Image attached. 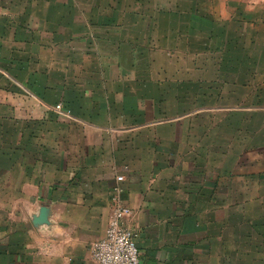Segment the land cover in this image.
Returning <instances> with one entry per match:
<instances>
[{
	"label": "crops",
	"instance_id": "0c3cea01",
	"mask_svg": "<svg viewBox=\"0 0 264 264\" xmlns=\"http://www.w3.org/2000/svg\"><path fill=\"white\" fill-rule=\"evenodd\" d=\"M188 4L0 0V264H97L118 206L140 264H264V0L251 80Z\"/></svg>",
	"mask_w": 264,
	"mask_h": 264
},
{
	"label": "rangeland",
	"instance_id": "374dc122",
	"mask_svg": "<svg viewBox=\"0 0 264 264\" xmlns=\"http://www.w3.org/2000/svg\"><path fill=\"white\" fill-rule=\"evenodd\" d=\"M186 3H193V5H196V8L194 7V12L199 17H206L210 15L215 16H231V17H244L243 22L239 23L237 20H233L230 25V48H238L241 47L245 50L247 53L246 56H237L235 52H232V56L230 57V60H226L229 63L221 68V72H216L215 74H218L220 76H228L227 78H232L233 75L229 74L226 70L235 73L234 70H236V61L241 62L242 65L245 68V79H252L254 76V73L258 75V23L255 25L256 27L253 29H257V31L251 29L250 23H245L244 20L252 19L253 17H258V0H183ZM184 13L188 12L190 8L186 9L184 8ZM201 26V25H200ZM254 26V25H253ZM226 27V26H225ZM229 28L227 27L225 31H228ZM200 36L198 37V41L200 44H207L209 47H211L212 43L214 44V49L217 51L218 49H221L226 43L227 34L225 33L224 38L221 37V35L213 38H209L204 33H200ZM208 38V39H207ZM193 38L188 37L187 41L190 43ZM195 41V40H193ZM196 43V42H195ZM228 42V44H230ZM237 57H236V56ZM222 56H220L219 52H216L214 55L210 56L209 59H211L215 64L219 67L220 59ZM225 58V57H224ZM187 57H183V62L187 61ZM206 57H204V60ZM217 67V68H218ZM216 68V69H217ZM219 68V69H220ZM244 69V68H243ZM224 71V72H222ZM217 76V75H216ZM254 79V78H253Z\"/></svg>",
	"mask_w": 264,
	"mask_h": 264
},
{
	"label": "built area",
	"instance_id": "2783aa9c",
	"mask_svg": "<svg viewBox=\"0 0 264 264\" xmlns=\"http://www.w3.org/2000/svg\"><path fill=\"white\" fill-rule=\"evenodd\" d=\"M58 108H62V104H59ZM123 179L122 176L117 178L118 182ZM131 214V211L123 206L114 210L105 237L91 246V254L97 264H140L135 236L122 224L123 217Z\"/></svg>",
	"mask_w": 264,
	"mask_h": 264
}]
</instances>
